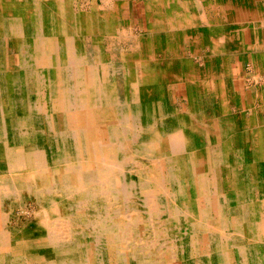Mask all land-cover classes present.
Here are the masks:
<instances>
[{
	"label": "bare ground",
	"instance_id": "obj_1",
	"mask_svg": "<svg viewBox=\"0 0 264 264\" xmlns=\"http://www.w3.org/2000/svg\"><path fill=\"white\" fill-rule=\"evenodd\" d=\"M147 1L158 4L156 0ZM173 4L171 15L164 23L178 32L164 31L167 25L150 14L148 5L146 38L175 41L171 37L180 33L176 39L183 47L189 46L190 32L196 34L199 28L184 19L183 10L192 6L193 1L177 0ZM207 7L205 4L204 11ZM229 8L224 5L222 11ZM92 14L72 13L64 0H0V264H143L139 257L117 251L112 245L124 236L121 234L124 228L119 229L113 220L119 212L108 211L105 215L109 218L106 226L115 223L117 228L112 233L107 231L97 248L91 247L87 239L76 245L61 241L57 244L49 237L50 243L44 244L45 232L58 236L55 226H65L59 221L52 226L53 219L44 210V196L52 194L60 203L65 200L76 211L83 203H77V197L87 191V201L102 198L108 200L110 207L117 200L137 199L147 208V213L152 211L165 220L164 227L166 224L171 227L168 231L179 227L186 233L181 248L178 246L183 264H229L232 260L231 264H264L263 192L258 196L256 188H251L249 193L250 188L235 187L244 186L240 180L243 176L248 177L246 184L250 186L253 181L258 183L257 172L252 171L257 145L251 130H255L246 118L254 105L245 109L240 101L233 103L228 98L232 90V57L237 54H249L256 76L261 74L264 79V17L257 10L242 17L236 15L237 25L252 21L258 26L241 37L238 28L229 26L230 18L226 15L227 20L220 25L221 34L214 33L211 51L205 56L206 61L213 59L212 70L203 75L164 76L152 71L145 61L139 62L144 73L132 85H139L141 90L144 87L153 95L133 91L131 98L120 101L113 99L109 95L112 90L105 88L110 85L113 90L119 89L131 68L124 66L123 57L117 62L104 56L101 38L105 33L115 34V20ZM51 39L56 44L49 42ZM171 65L169 62L167 68ZM213 79L217 80L213 96L218 99L209 93L208 82ZM197 80L202 83L198 90ZM171 84H184L189 93V109L173 119L168 115L175 114L174 110L168 108L164 95L165 88ZM203 107L212 108V116L204 117ZM256 117L255 123L259 122ZM260 122L264 124V118ZM44 126L51 132L52 149L56 151L46 164ZM134 129H138L137 138L133 137ZM243 129L246 131L242 133L250 139L245 145H241L237 135ZM139 150L158 168L148 174L154 178L151 187L138 186L133 181L142 175L138 165L135 170L127 171L126 154ZM224 153L231 154L237 163L229 167L233 188L230 191L220 189L218 181L222 167L218 156L223 157ZM213 159L218 163L216 170ZM204 163L209 167H202ZM205 173L216 175L217 179L207 180L202 188L195 187L196 181L191 176ZM160 175L164 176L162 180L157 177ZM165 182L173 188L162 187ZM201 194L204 199L198 202ZM29 206L36 209L34 226L20 228L18 223L9 226L14 212L24 213ZM123 217L126 219V214ZM196 232L198 241L191 236ZM196 246L203 256L193 262ZM78 247L83 252L80 263L71 258L79 251ZM103 248L107 250L104 252Z\"/></svg>",
	"mask_w": 264,
	"mask_h": 264
},
{
	"label": "rangeland",
	"instance_id": "obj_2",
	"mask_svg": "<svg viewBox=\"0 0 264 264\" xmlns=\"http://www.w3.org/2000/svg\"><path fill=\"white\" fill-rule=\"evenodd\" d=\"M176 1L175 0H156L158 4L153 5V2L147 1V0H64L66 6L72 13L79 14L80 16H85V15L89 16L94 12L95 14L97 13L96 15L99 14L102 17L104 16V18L105 16L106 17L111 16L112 19L115 20L114 25H113L114 27L113 30L115 34H113L112 36L107 33H105V35L103 34L102 35L103 37L101 38L103 42H100V44H102V47L104 49L103 52L105 53L104 56L108 60H111V61L115 60L119 62V60H121V57H123L124 66L129 67V69L131 68V70L127 71V75H125L124 77L125 80L122 82L119 89L115 90V87H114V90H113L112 88H109L111 87L110 85L106 86L105 90L106 89L112 90V93L110 92L111 94H109L108 92L107 93L113 99L118 98V100L120 101L128 100L129 98H131L133 91H136V92L145 91L146 94L152 97L153 94L152 95L149 94L151 91L146 90L144 87H142V90H141V87L139 88V85L137 87L132 85V84H135L134 82H137V80L135 79H137V77H141L144 73L139 67V62L141 61L142 62L145 61L144 63L149 64L152 68V71L154 72L158 71L160 73H163L164 76L174 75L176 77H184V76L190 77L191 75L193 76L194 74H197L200 76V75L205 74L209 70L211 71L212 66H213V65L211 66V62L213 59L211 60L209 59L208 61H206L205 56L209 54L211 51L212 45L214 43V41H212L213 40L212 37L214 36V33L218 32L221 34L222 30H221L220 25L222 24V22H225L227 20L225 16L227 15V17L230 18L229 20L230 27H232L233 29L235 28L239 29L238 33L240 34L241 37L248 30L250 31L251 29L255 28V26L258 28V26L252 21L241 22L240 25H237L236 24L237 22H235L236 15H240L242 17L243 15H249L252 12H256L257 10V12H259L264 17V0H192L193 5L188 6L186 10L185 9L183 10V16H184V19H186L188 23H190V25H193L194 27H198L199 29H196L197 35L193 31L190 32L192 35V38H191L192 42L190 43L189 46L183 47L181 42L178 41V39H176L179 37L178 35L180 33L175 34L174 36L171 37V39H175V41H165L164 38L162 40H154L152 38L147 39L146 34L149 31L147 28L148 13H147L146 8L148 7V5H149V12L150 14L153 15L155 19H159L161 22L167 23V20L169 19V16L171 15L170 13L171 7L174 8L173 3ZM187 1L190 2L191 0H186V2ZM202 3L203 5H201ZM205 4H207L208 7L204 11L203 7ZM224 5L226 6L229 5L231 8H229L228 11L227 10L222 11ZM106 20L108 23H111L108 21L109 18H106ZM110 21H111V18H110ZM249 23H251L252 26H250ZM164 25H167V24L164 23ZM103 26L105 25L103 24ZM164 31L170 32L172 34L178 32V31L174 32V29L172 27H169L168 25L166 28H164ZM175 36H178V37H175ZM107 37L108 39H106ZM49 42L56 44L55 39H51V41ZM95 42L97 43V41ZM167 49L169 50L167 51ZM165 52L166 53L168 52L167 55L165 54ZM176 56H177V59H176ZM232 61H233V64L231 67V71L229 70L231 73V77H232V82H230V86L232 87V90L230 91L228 98L233 103L240 101L241 105H244L245 109L247 108V105H250V104L254 105V110L251 111V114L246 115V118L249 121L248 123L251 126H253V129L255 130L254 132L251 130V133L254 137V140H256V145H257L256 146L257 150H255V153L253 154L254 155L253 161H255L256 165H254L252 171L254 173L257 172V179L255 180H257L258 182V183H254L253 181L252 182L253 185L250 186V184L249 185L246 184L248 183V180H249L248 177L243 176L240 178V180L244 182V186L241 187L238 184L235 187L236 188H247V189L250 188L249 193L252 191L251 188H254V189L256 188L255 195L259 196L261 195L262 192L264 195V187H263L264 186V124L263 122H260V119L264 118V79L263 77H261V74H258L256 76L255 68H254L253 63L251 62V58L249 54H246V55L237 54L236 56L232 57ZM169 62L173 63L170 69L167 68V65ZM112 64L114 63L112 62ZM217 72L215 73L218 74ZM262 76H264V74H262ZM130 79L131 80L134 79V80L130 81ZM208 83H209L208 87L210 88L209 93L211 94L213 98L218 99L217 97L213 96L215 95L214 93H216L217 91V80L213 79V80H210ZM195 84L196 86L195 85L194 86L196 87L197 90L201 89L202 83L200 80H197ZM155 90L156 89H154L153 91ZM127 91H128V94H125L127 93ZM164 95L167 101V105L169 106L168 108L170 110H174V113H175V114L168 115V117H170L171 119L179 118V115L180 114L182 115L184 113V110L189 109V93L187 92V89L184 84L169 85L168 89L165 88ZM212 111H213L212 108H204V110L202 111V115L204 117L212 116L213 114ZM233 116H235V112ZM256 116H258L259 120L257 121L259 122L255 123L256 118H257ZM46 129L47 127L45 128L44 126V163L45 164L48 163L49 160H51L49 158H51L52 155L54 156L56 153V151H53L52 145H51L53 144V138H52L51 132L46 131ZM121 131H125V129H122ZM243 131H246V130L243 129L239 134H237L238 140L240 141L241 145H245L247 141L250 140L247 138L246 134L242 133ZM137 132H138V129H134L132 131V134H135L134 136L132 135L134 138L138 137ZM136 152L137 151L126 154L127 171L135 170L138 165L139 166V168L137 167L139 169L138 171H140L142 175L138 179L134 177L133 181L134 182L136 181L135 183L138 186L141 185L146 188L148 186L151 187L153 186V184H151V181L154 178L149 177L148 174H153L155 172L153 168L155 169L157 167L154 166V163L147 161V159L144 157L145 153L143 151L139 150L137 153ZM218 157L221 158L218 162L219 164L222 165L221 167L222 169L220 168V170L218 171L219 173L218 181L220 185L219 187L220 189H224L225 191H230L233 188L230 182V178L228 176L229 167H233L237 163L233 161V156L229 153H224L223 157H221V155ZM128 159L130 161H128ZM212 163H213L212 164L213 169L216 170L218 168L217 161L213 159ZM223 163L227 165L224 166ZM205 165L209 167L207 163L201 164L202 167ZM214 176L216 175H213L211 173H208V174L205 173V174H200L196 176H191V179L192 180L195 179L196 181L195 187L202 188L204 185L207 184L206 183L207 180L210 182L212 179H214L215 181L217 179V176L216 177ZM157 177L158 179H161V180L162 178H164V176H161V175ZM162 187H168V188L172 187L173 188V185L169 182L168 183L165 182V184ZM88 194H89L88 191L85 193V195L79 194L81 196L77 197L76 202L77 203L83 202V203L80 207H78L76 211L72 210L70 203H67L65 200H61L63 202L60 203V201L55 199L52 194H47L46 197L44 196V210L49 212L50 220L53 219L52 226L55 225L54 223L56 221L65 223L64 224L65 226H63V224L61 226H58L57 228L55 226V229L57 231L56 233L58 234V236L56 235L57 237L56 236L53 237L52 235H49L48 233L46 234L45 232L44 244H46V242L50 243L49 237H52L53 239H55V242L57 244H59V242L61 241L62 243H68V244L74 243L76 245H79L85 242V240L87 239L88 243L90 241L91 247L96 246L97 248L99 247L98 243L100 241L102 242V240L106 238L107 233L108 232L112 233V231L116 230L117 228L115 223L110 224V225L115 224V226L113 227L110 225L108 227L106 226L109 218H107V216L105 215L108 213V211H111L112 213L119 212L122 215L126 214L127 218L124 219L125 216L121 218L122 215L118 213L119 215L117 217H114L113 219L114 222H116L117 225H119V229L121 227L124 228V232L121 233L122 236L124 235L123 238L121 239L122 241H117L116 243L112 242V245L116 247L117 251H122L125 254L129 253L132 256H134L133 258L139 257L140 260L142 259L143 264H173V263L183 264V260L180 258L181 257L180 256L181 255L180 245L186 233L181 231L179 227H175L173 230L168 231L171 227L168 224H166L164 227L163 223L165 220H162V217L159 214H153L152 211H149V213H147V208L144 206H141V202L137 199L125 198V199L117 200L116 201L117 203L114 202L113 206L110 207L108 206L109 204L108 200L104 201V199L102 198H101L102 200L98 199L95 201H93L92 199H89L88 201L90 202H88L86 200ZM198 198H199L198 202L200 198L204 199V194H201ZM50 202L51 204L54 203L52 206H54L57 202V204L54 206L55 208L51 206ZM58 202H59V205H58ZM110 205L112 204L110 203ZM201 205H203V203ZM107 206L108 208H106ZM50 208H51V211H50ZM55 209H57V211ZM106 209H109V210H106ZM35 210L33 206H29L25 210L24 213L21 210H16L14 212V215L8 221L9 226L10 225L15 226L18 223V226L20 228L21 227L22 228L24 227L32 228L31 226H34V223L36 222ZM78 212H79L78 215L80 216L79 217L80 219L77 217ZM128 212L129 214H127ZM131 213L133 214V216L130 215ZM134 213L136 214L134 215ZM45 214H44V219L47 218L46 217L47 215ZM121 221H124V222H121ZM155 221L156 222L159 221V222L156 223ZM121 223H122V226H121ZM136 224H137V227H136ZM198 234L199 233L196 232L195 234H191V236L192 238H194L193 236L195 235L199 236ZM196 236L194 239H197L198 241L199 237H196ZM198 248L199 247L196 246L193 249V253H192L193 256L191 257L192 258L191 260L193 262L200 260L201 257L203 256V254L199 252ZM78 249L80 251V254L78 251L74 253L71 257L72 260L76 261V263H80L81 259L83 261L82 248L78 247ZM106 250L107 248L105 249L103 248L102 251L105 252ZM51 251L54 252L53 248L51 249ZM98 251H99V248H98ZM44 254L53 255V253L51 252H44ZM232 261L229 264H231ZM56 264H59V263H56Z\"/></svg>",
	"mask_w": 264,
	"mask_h": 264
}]
</instances>
